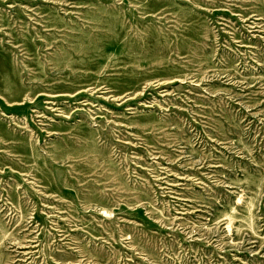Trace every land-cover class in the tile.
Instances as JSON below:
<instances>
[{
  "label": "rangeland",
  "instance_id": "obj_1",
  "mask_svg": "<svg viewBox=\"0 0 264 264\" xmlns=\"http://www.w3.org/2000/svg\"><path fill=\"white\" fill-rule=\"evenodd\" d=\"M0 264H264V0H0Z\"/></svg>",
  "mask_w": 264,
  "mask_h": 264
},
{
  "label": "bare ground",
  "instance_id": "obj_2",
  "mask_svg": "<svg viewBox=\"0 0 264 264\" xmlns=\"http://www.w3.org/2000/svg\"><path fill=\"white\" fill-rule=\"evenodd\" d=\"M240 203V202H239ZM230 224V223H229ZM231 226V225H230ZM228 228H229V226H228Z\"/></svg>",
  "mask_w": 264,
  "mask_h": 264
}]
</instances>
